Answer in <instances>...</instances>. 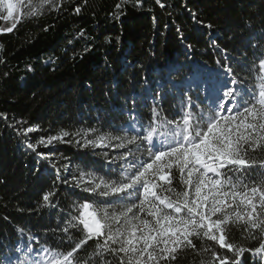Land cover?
<instances>
[{
  "label": "trees",
  "instance_id": "1",
  "mask_svg": "<svg viewBox=\"0 0 264 264\" xmlns=\"http://www.w3.org/2000/svg\"><path fill=\"white\" fill-rule=\"evenodd\" d=\"M29 4L35 15H25ZM18 14L24 18L17 27L0 33V264H49V253L67 255L86 239L72 219L85 202L93 205L89 211L110 205V215L139 202L138 192L129 200L83 190L93 176L119 183L127 163L151 162L147 141L117 148L112 145L123 141L111 137H143L150 125L166 121L182 124L188 109L211 112L216 89L227 80L224 66L232 68L245 100L258 90L254 64L264 58V0H24ZM11 23L0 17V29ZM168 127L175 123L158 128L157 137ZM29 128L35 130L25 134ZM64 132L69 135L47 144ZM100 136L109 146L87 143ZM155 150H162L159 144ZM128 151L132 156L120 159ZM247 158L264 159V149ZM222 171L250 185L264 179L259 165ZM81 173L78 186L71 178ZM171 175L174 191L160 194L175 200L186 186L177 168ZM45 193H51L48 202ZM226 231L229 243L246 249L261 242L239 223ZM103 239H87L70 264H121L120 256L98 251ZM192 240L195 248L184 246L160 264H219L213 252L235 259L206 237ZM242 259L260 264L250 252Z\"/></svg>",
  "mask_w": 264,
  "mask_h": 264
},
{
  "label": "snow or ice",
  "instance_id": "2",
  "mask_svg": "<svg viewBox=\"0 0 264 264\" xmlns=\"http://www.w3.org/2000/svg\"><path fill=\"white\" fill-rule=\"evenodd\" d=\"M49 2L44 0V3ZM156 3L159 4L160 0ZM23 5L24 0H0V17L12 22L10 27L0 29V33H11L17 27L24 18L18 14ZM29 8L25 15H35L37 9L30 4ZM75 11L78 13L80 9ZM256 65L260 73L258 90L249 91V100H245L242 93L238 95L239 90L234 87L238 80L232 68L224 66L227 80L216 89L218 95L211 112L194 114L188 109L183 112L182 124L166 121L150 125V130L143 137L136 134L130 139L111 137L112 140L123 141L112 145L117 148L147 141L151 162L127 163L121 170L119 183L93 176L87 182L92 186L83 187V190L99 197L122 199L127 196L129 200L134 192H138L139 202L125 206L118 214L113 211L111 215L110 205L89 211L93 205L85 202L79 216L72 219L83 226L86 239L76 244L67 255L49 253V264H70L73 254L93 237H103V243L97 245L98 251H110L120 256L121 264H125V260L126 264H160L161 260H174L178 249L184 246L195 248L192 237H206L233 253L234 260L213 252L219 264H243L245 252L257 256L260 264H264V179L250 185L242 176L233 180L222 171L229 169L242 173V170L256 165L264 168V159L247 158L250 150L264 149V58H259L254 67ZM153 117H156L155 109ZM173 123L174 128L168 127L157 137L158 128ZM204 123L206 128H203ZM34 130L26 129L25 134ZM68 135L64 132L62 136L49 137L47 144ZM38 143L45 144L44 138ZM87 143L96 147L109 146L104 136ZM157 144L162 150L153 153ZM27 147L36 150L34 144L29 143ZM39 155L44 156L43 153ZM131 156L128 151L120 159L128 160ZM173 167L179 170L181 182L186 186L183 192L176 194L175 200L160 194L164 190L174 191L170 187ZM84 175L81 173L79 180L73 176L71 180L79 186ZM63 183L67 184L69 180H63ZM164 184L169 187L164 189ZM50 195L45 193L43 200L48 202ZM136 209L138 212H134ZM140 213L151 219L142 218ZM237 223L252 239L257 238L256 233L260 234L261 242L256 248L246 249L228 242L226 229Z\"/></svg>",
  "mask_w": 264,
  "mask_h": 264
}]
</instances>
